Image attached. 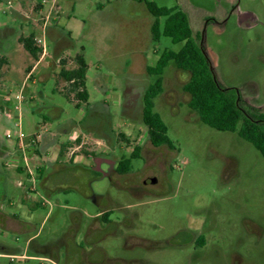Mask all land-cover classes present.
Returning a JSON list of instances; mask_svg holds the SVG:
<instances>
[{"label":"rangeland","instance_id":"rangeland-1","mask_svg":"<svg viewBox=\"0 0 264 264\" xmlns=\"http://www.w3.org/2000/svg\"><path fill=\"white\" fill-rule=\"evenodd\" d=\"M128 1L48 0L44 14L51 6L55 8L51 16L71 35L69 56L84 55L88 103L100 105L102 110L108 107L109 112L104 110L91 123L92 132L101 136L113 131L117 139L111 143L110 155L116 161L128 159L136 146L141 156L131 160L128 173L123 175L102 177L90 167L70 166L51 175V196L46 198L39 191L40 197L31 193L26 174L28 170L35 172L45 158H24L17 148V130L0 123V140L13 152L9 158L13 167L7 171L8 199L0 214L29 221L14 229L0 221V264H62L63 252L52 254L46 245H75L80 237H64L60 219L49 216L53 203L54 211H79L86 221L99 210L112 211L111 219L117 223L115 234L102 236L98 245H134L136 259L142 264H264V159L236 133L219 132L199 121L187 107L188 95L181 89L188 75L172 62L164 68V91L155 99L154 111L166 125L173 148L155 149L149 144L139 115L140 101L145 86L155 78L143 73L141 63L155 66L164 50L176 52L181 44L174 45L163 36L153 41L149 28L154 19L146 11L144 0ZM146 1L183 11L218 85L233 89L246 112L252 108L264 113V0ZM23 4L30 8L24 21L11 12L18 7V0H0V44L15 82H21L34 64L20 48L18 36H43L33 23L43 24L38 17L40 9L35 3ZM163 22L160 18V30ZM49 62L45 57L36 65L23 92L26 101L22 112L12 117L13 122L19 118L25 141L36 132L37 125L41 129L57 128L50 122L42 125L41 106L61 109L59 125L66 126L68 121L79 125L90 119L59 92L65 83L58 79L55 68L46 67ZM126 63L130 74L132 68L135 73L129 83L134 88L128 93L135 102L128 105L121 79V73L128 70ZM18 92V84L12 83L11 101ZM2 95L4 90H0ZM30 97L35 101L29 102ZM7 133L11 139L5 138ZM119 134H125L127 142ZM82 141L72 139L68 148H74L73 155H83L86 147L97 146H80ZM50 158L58 159L56 150ZM16 167L24 173L17 172ZM99 170L107 172L109 167L103 164ZM93 197L102 198L95 201ZM193 245L204 246L194 250Z\"/></svg>","mask_w":264,"mask_h":264},{"label":"trees","instance_id":"trees-1","mask_svg":"<svg viewBox=\"0 0 264 264\" xmlns=\"http://www.w3.org/2000/svg\"><path fill=\"white\" fill-rule=\"evenodd\" d=\"M144 5L154 19L150 28L151 39L157 41L163 36L169 38L174 45L181 44L176 52L164 50L155 66L146 69L148 76L155 78L145 89L142 97L141 122L146 129L149 144L154 148H173L167 136L166 125L160 115L154 111V101L164 91L162 79L164 68L172 62L177 70L188 75L181 89L188 95L187 107L196 113L199 121L219 132L236 133L239 138L252 145L264 159V114L246 112L241 108L233 89L218 85L209 59L202 45L198 44L197 36L193 35L187 15L177 8L158 7L146 0ZM160 18L164 19L161 30ZM18 43L35 62L38 61L41 49L36 43L34 34L19 37ZM69 62H72L74 67L66 69L65 66ZM6 64V59L0 56V67ZM60 66L57 77L65 83V86L59 92L77 109L81 105H86L88 93L85 88V76L88 66L83 54H77L72 59H62ZM119 138L127 142V137L123 134H119ZM140 156V147H134L128 159L123 158L118 162V174L128 173L131 160Z\"/></svg>","mask_w":264,"mask_h":264},{"label":"crops","instance_id":"crops-1","mask_svg":"<svg viewBox=\"0 0 264 264\" xmlns=\"http://www.w3.org/2000/svg\"><path fill=\"white\" fill-rule=\"evenodd\" d=\"M23 1L25 3H29L30 5L35 3L36 6L40 9L38 14V17H41V20L43 21V24L41 26H37L35 21H33L34 26L41 30L42 35L45 36L47 50L46 54L42 57L40 55L37 62L34 60V64L27 68V71H25V74L22 76L21 82H15V78L12 77L13 73L11 72V68L9 67V60L8 57L4 54H2L1 44H0V56L4 57L6 59L7 64L0 67V90H4V95L0 96V123L6 127V128H12L13 119L12 117L16 115V111L14 109L16 105V96L19 93H22L26 90V85L28 84V80L30 81L33 78V73L35 72L36 65L43 60L45 57H49L51 62H49L46 67L47 68H55L56 73L58 74L61 66L60 61L62 59H72L71 56L68 54V49L73 47V43L71 41V35L69 32H65L63 28L59 26V21L57 18L52 17V11L53 6L49 8L46 15L44 14V7L48 0H18V7L11 10L12 15L16 19H21L24 21L23 18L27 17V12L30 8L27 6H24ZM28 1V2H27ZM52 3L54 0H51ZM128 1V0H127ZM131 4L134 2L132 0ZM129 2V1H128ZM56 11H58V8H56ZM58 15V13H57ZM46 19V24L44 25V21ZM38 20V18H37ZM152 25V24H151ZM151 28V26H150ZM149 28V30H150ZM150 32V31H149ZM2 36V31L0 29V38ZM19 37H23V35H19ZM151 37V33H150ZM17 38V42H18ZM52 45L51 52L48 51L49 44ZM20 48L22 46L19 44ZM23 49V48H22ZM24 50V49H23ZM132 57L135 55V51L132 50L131 54ZM84 56V55H83ZM143 61V59H142ZM143 68V73H145L147 76L146 69L149 66H145L144 62L141 63ZM126 68H128L127 71H123L121 73V79L125 83L124 87V95H125V103L127 102V105L130 101L135 102L133 99V95H129V91H131V88H134V86H130V79H133L131 75L133 74V68L131 69L132 74L129 72V65L126 63ZM74 67V64L72 62H69L65 68L71 69ZM130 74V75H129ZM14 81V82H13ZM12 83L18 84L19 92L14 96V101H11V95H10V86ZM34 84V81L33 83ZM150 85V84H148ZM145 86V89L148 87ZM142 91L141 99L143 97L144 91ZM29 102H34L35 98L30 97ZM26 101L25 98H23L22 105ZM79 111L82 112V116L89 117L87 122L82 124H76L74 121H68L67 125H59L58 120L60 118L61 109L58 107H45L41 106L39 108V117L41 119L42 125H46L47 123H54L57 128L54 130H50L48 128L39 127L38 125L35 127L36 132L32 133L31 136L36 137V143L34 147H30L28 145V141H25V145L27 147L26 154L27 156H41L45 158V161L41 162L39 166L35 168V171L37 173H40L38 179L40 183L49 184V181L51 179V175L55 174L58 171H65L70 166H77V164L82 165L86 168H91L93 166L95 157H109L111 160L106 161L107 164H112L115 160L110 155L111 151V143L115 142L117 139V136L113 134V131L110 129L107 134H103L101 136L95 135L92 131L94 119H97L98 115L102 112L108 111V107L104 106L102 110L100 105L97 104H89L87 102L86 105H81L79 108ZM85 124V125H84ZM89 128L87 130V128ZM80 127V128H78ZM85 127V128H84ZM80 129V130H78ZM125 137H127L125 134H123ZM82 139L83 141L80 142V146L84 145L88 146L89 144L91 146H95L94 148H85V153L83 155H70V151L74 150V148L68 146L71 143L72 139ZM53 150L57 151L58 159L52 160L50 158L51 152ZM97 152V153H96ZM13 154L12 150L9 148L6 142H3L0 140V210L2 209L4 201L8 199L7 193H8V184L9 178L8 173L11 169V166L8 165V161L10 160V156ZM19 173H24L23 169H16ZM98 171H100L98 169Z\"/></svg>","mask_w":264,"mask_h":264},{"label":"flooded vegetation","instance_id":"flooded-vegetation-1","mask_svg":"<svg viewBox=\"0 0 264 264\" xmlns=\"http://www.w3.org/2000/svg\"><path fill=\"white\" fill-rule=\"evenodd\" d=\"M237 99L240 101V98L238 96ZM251 110L252 108L250 109V112H257ZM141 114L142 99L140 101V119ZM108 160L110 161L111 159L107 156L95 157L91 169L98 172L102 177L118 174L117 166L120 160L116 161L113 158V160L115 161L112 164H107L106 161ZM103 164L109 167V170L107 172L98 171V169H100V166ZM32 188L33 192L31 193H34L38 196H40L39 191H41L46 198L51 196L52 192L48 184L40 183L39 179H37L36 182L32 185ZM101 198L102 197H93L95 201H98ZM50 207L51 214L49 213V216L60 219L63 228H65V232L63 233L64 237H80V242L75 243V245H46L47 247H45V249L49 250L52 254L60 253V251L63 252V261L61 262L62 264H142V262L140 263V261L136 259V250L134 245H98V242L100 241L102 236L115 234V226L117 223L111 219L113 214L112 211L99 210L97 213L90 216L88 221H86V219L84 220L85 217L79 211L72 210L60 214L61 212L59 210L54 211V203L51 204ZM0 215V221L3 223V226L10 229L19 228V226L21 225L29 224V221L24 220L21 217H17L16 215ZM194 243L196 245L199 244V238L196 239ZM196 245H193L194 250H196L198 246H200L199 248H202L204 246ZM55 260L58 261V258L56 257Z\"/></svg>","mask_w":264,"mask_h":264},{"label":"built area","instance_id":"built-area-1","mask_svg":"<svg viewBox=\"0 0 264 264\" xmlns=\"http://www.w3.org/2000/svg\"><path fill=\"white\" fill-rule=\"evenodd\" d=\"M46 22L47 21L45 19L44 25L46 24ZM36 43L40 47L41 56L43 57L46 54V50H47L45 36L43 35L42 38L41 37L36 38ZM22 101H23L22 93H19L16 96V105L14 107V109L16 111V115L18 117H19L20 113L22 112ZM12 128L17 130V132H16V134H17L16 144H17L18 151L24 158H26L27 157V154H26L27 147L25 145L26 142L24 140L25 139V135L21 132V126H20L19 118H18L17 122H13ZM5 138L6 139H11L12 136L9 133H7ZM27 141H28V145L30 147H34V145L36 143V137L35 136H31L30 138L27 139ZM74 151L75 150H71L70 151V155H72L74 153ZM8 165L13 167V164H12V162L10 160L8 161ZM17 168L19 169L20 167H16V169ZM26 175H27L28 180L30 181L31 185H33L36 182V180L38 179V177H39V174L36 171L35 172H31V171L28 170ZM31 190H33V188Z\"/></svg>","mask_w":264,"mask_h":264}]
</instances>
